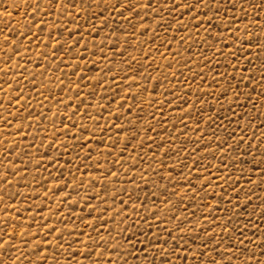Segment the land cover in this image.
<instances>
[{"label": "snow or ice", "instance_id": "obj_1", "mask_svg": "<svg viewBox=\"0 0 264 264\" xmlns=\"http://www.w3.org/2000/svg\"><path fill=\"white\" fill-rule=\"evenodd\" d=\"M261 109L264 0H4L0 264H264Z\"/></svg>", "mask_w": 264, "mask_h": 264}, {"label": "rangeland", "instance_id": "obj_2", "mask_svg": "<svg viewBox=\"0 0 264 264\" xmlns=\"http://www.w3.org/2000/svg\"><path fill=\"white\" fill-rule=\"evenodd\" d=\"M3 2H4V0H0V4H3ZM9 11H11V9H9ZM21 11H23V10H21ZM12 15L16 19H18V20L20 19L19 13L13 12ZM154 75H155V73H154ZM261 110L264 111V109H261ZM209 159H211V157H209ZM253 179H255V177H253ZM256 195L264 198V192H262L259 188L256 189ZM252 200H253V204H258L259 203V201L257 200L256 196H253Z\"/></svg>", "mask_w": 264, "mask_h": 264}]
</instances>
